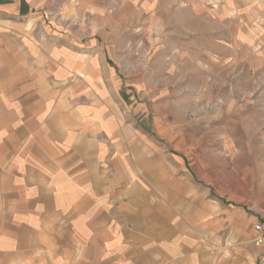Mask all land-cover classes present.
Wrapping results in <instances>:
<instances>
[{
    "label": "crops",
    "instance_id": "0c3cea01",
    "mask_svg": "<svg viewBox=\"0 0 264 264\" xmlns=\"http://www.w3.org/2000/svg\"><path fill=\"white\" fill-rule=\"evenodd\" d=\"M236 10L235 0H0V264H264L251 242L260 216L231 258L202 243L186 180L164 178L149 132L133 130V73L120 68L127 43L133 67V32L155 16L203 26Z\"/></svg>",
    "mask_w": 264,
    "mask_h": 264
},
{
    "label": "rangeland",
    "instance_id": "374dc122",
    "mask_svg": "<svg viewBox=\"0 0 264 264\" xmlns=\"http://www.w3.org/2000/svg\"><path fill=\"white\" fill-rule=\"evenodd\" d=\"M235 5L234 18L203 26L155 16L133 32V67L129 43L120 67L133 73V130L149 132L164 178L186 180L187 215L200 214L218 258H231L264 211V0Z\"/></svg>",
    "mask_w": 264,
    "mask_h": 264
},
{
    "label": "built area",
    "instance_id": "2783aa9c",
    "mask_svg": "<svg viewBox=\"0 0 264 264\" xmlns=\"http://www.w3.org/2000/svg\"><path fill=\"white\" fill-rule=\"evenodd\" d=\"M252 244L256 248L264 249V211L260 218L252 225Z\"/></svg>",
    "mask_w": 264,
    "mask_h": 264
}]
</instances>
